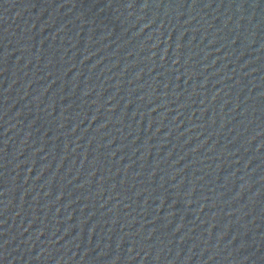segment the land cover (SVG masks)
Returning a JSON list of instances; mask_svg holds the SVG:
<instances>
[{"label": "water", "instance_id": "obj_1", "mask_svg": "<svg viewBox=\"0 0 264 264\" xmlns=\"http://www.w3.org/2000/svg\"><path fill=\"white\" fill-rule=\"evenodd\" d=\"M66 1L68 0H0V24L4 25Z\"/></svg>", "mask_w": 264, "mask_h": 264}]
</instances>
